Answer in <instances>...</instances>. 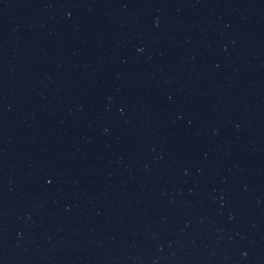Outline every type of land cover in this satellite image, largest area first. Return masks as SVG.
Masks as SVG:
<instances>
[{
  "label": "water",
  "instance_id": "water-1",
  "mask_svg": "<svg viewBox=\"0 0 264 264\" xmlns=\"http://www.w3.org/2000/svg\"><path fill=\"white\" fill-rule=\"evenodd\" d=\"M0 264H264V0H0Z\"/></svg>",
  "mask_w": 264,
  "mask_h": 264
}]
</instances>
